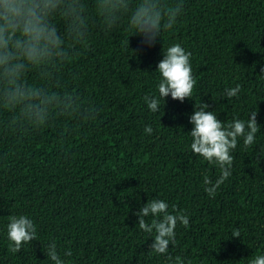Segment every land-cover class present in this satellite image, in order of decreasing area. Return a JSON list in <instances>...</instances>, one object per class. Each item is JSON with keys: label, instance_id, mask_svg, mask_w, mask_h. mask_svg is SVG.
<instances>
[{"label": "trees", "instance_id": "1", "mask_svg": "<svg viewBox=\"0 0 264 264\" xmlns=\"http://www.w3.org/2000/svg\"><path fill=\"white\" fill-rule=\"evenodd\" d=\"M130 35L123 27L93 29L90 46L62 73L83 107L90 101L100 109L95 120L61 116L20 132L0 125V264H45L43 248L53 240L67 264H163L149 258L152 239L135 215L152 198L189 217L170 247L186 262L248 264L264 254V0H183L174 29L153 47L136 35L125 44ZM176 43L191 53L193 99L161 98L153 113L144 96L158 97L162 50ZM237 84L241 91L229 100L225 89ZM196 102L222 121L258 111L261 125L247 150L238 140L232 175L215 197L203 176L214 182L220 170L190 149ZM9 215H27L37 227L38 239L15 254ZM236 229L240 238L232 237Z\"/></svg>", "mask_w": 264, "mask_h": 264}, {"label": "clouds", "instance_id": "2", "mask_svg": "<svg viewBox=\"0 0 264 264\" xmlns=\"http://www.w3.org/2000/svg\"><path fill=\"white\" fill-rule=\"evenodd\" d=\"M182 12L183 0H0V125L20 132L48 127L61 116L95 120L100 109L90 101L83 107L80 94L70 91L62 79L65 67L90 46L92 30L98 28L107 34L123 27L131 34L125 44L136 35L143 46L153 47L164 32L174 29ZM162 51L156 70L160 74L158 97L144 96L153 113L160 111L161 98L165 102L169 96L180 102L193 99L197 84L190 52L179 43ZM260 75L264 77V68ZM240 91L237 84L226 88L224 95L230 100ZM210 107L195 103L189 134L191 151L220 170L214 182L209 175L203 176L205 192L215 197L232 175V152L238 140L243 139L247 150L256 143L261 125L258 111H252L247 120L222 121ZM152 132L151 126L145 128L146 134ZM168 208L165 200L152 198L135 213L139 229L152 239L148 256L163 258V264H191L170 252L177 244L178 223L189 226V217L172 214ZM146 218H151L150 223ZM6 237L8 251L19 253L24 245L38 239L37 227L27 215H9ZM232 237L240 238V230H234ZM43 252L45 264H67L54 240ZM63 255L71 256V248ZM248 264H264V254L251 256Z\"/></svg>", "mask_w": 264, "mask_h": 264}]
</instances>
